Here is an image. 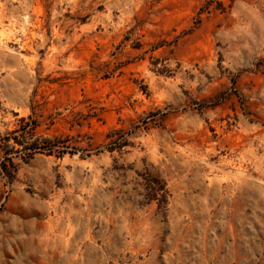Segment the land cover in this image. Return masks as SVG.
Listing matches in <instances>:
<instances>
[{
	"label": "rangeland",
	"instance_id": "1",
	"mask_svg": "<svg viewBox=\"0 0 264 264\" xmlns=\"http://www.w3.org/2000/svg\"><path fill=\"white\" fill-rule=\"evenodd\" d=\"M0 264H264V0H0Z\"/></svg>",
	"mask_w": 264,
	"mask_h": 264
}]
</instances>
